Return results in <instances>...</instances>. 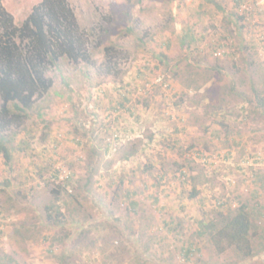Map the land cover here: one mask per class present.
<instances>
[{
    "label": "rangeland",
    "instance_id": "1",
    "mask_svg": "<svg viewBox=\"0 0 264 264\" xmlns=\"http://www.w3.org/2000/svg\"><path fill=\"white\" fill-rule=\"evenodd\" d=\"M41 1L0 3L21 24ZM68 1L96 63L59 60L6 131L0 264H264V0ZM241 203L247 259L197 234Z\"/></svg>",
    "mask_w": 264,
    "mask_h": 264
},
{
    "label": "trees",
    "instance_id": "2",
    "mask_svg": "<svg viewBox=\"0 0 264 264\" xmlns=\"http://www.w3.org/2000/svg\"><path fill=\"white\" fill-rule=\"evenodd\" d=\"M218 7L224 11L221 5ZM242 28L238 26V29ZM186 38H189L188 32L184 36ZM196 39L191 38L187 45ZM89 43L88 33L81 29L68 0H42L21 24H17L13 15L0 3V154L5 163L12 160L6 131L21 126L28 117V111L52 87L54 80L48 71L62 58L74 64L81 61L95 64ZM225 46L224 43L219 45L220 48ZM111 49L112 46H106L104 50ZM108 73H111L110 68ZM260 100L259 105L264 107V98ZM132 153L134 150L129 151L125 158L129 159ZM261 160L259 156L254 159L255 162ZM64 188L65 185L59 184L54 189L57 200H60ZM197 194L194 189L191 197ZM227 204L222 202L218 206ZM46 210L49 222L61 224L66 221L67 214L60 204L48 205ZM199 225L197 234L208 237L218 254L234 248L243 259L253 256V222L248 205L241 203L235 209L228 207L219 212L218 218L202 219ZM187 247L185 256L190 259L195 245L191 243Z\"/></svg>",
    "mask_w": 264,
    "mask_h": 264
},
{
    "label": "built area",
    "instance_id": "3",
    "mask_svg": "<svg viewBox=\"0 0 264 264\" xmlns=\"http://www.w3.org/2000/svg\"><path fill=\"white\" fill-rule=\"evenodd\" d=\"M261 159H262L261 161H257L256 163H257V164H260V163L263 161V158H261Z\"/></svg>",
    "mask_w": 264,
    "mask_h": 264
}]
</instances>
